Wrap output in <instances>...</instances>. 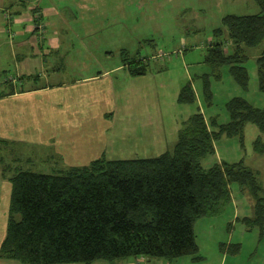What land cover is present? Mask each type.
I'll return each instance as SVG.
<instances>
[{
  "label": "rangeland",
  "instance_id": "374dc122",
  "mask_svg": "<svg viewBox=\"0 0 264 264\" xmlns=\"http://www.w3.org/2000/svg\"><path fill=\"white\" fill-rule=\"evenodd\" d=\"M8 1L22 3L27 8H47L43 19L38 20L36 31L45 36L51 30L52 20V29L62 33L61 38L67 35L71 45L61 60L70 72H63L61 79L79 77L72 73L73 69L93 75L105 63L120 64L121 52H125L123 57L130 58L124 62L137 57L136 62L145 65L143 74L130 75L126 67H120L111 75L115 81L112 85L114 111L105 122L110 127L103 130L102 156L112 160L146 158L170 151L178 140L182 122L199 111L215 134L214 152L206 154L201 164L208 168L222 161H242L256 172L258 184L264 189V153L253 150L254 139L260 136L264 140V133L247 122L242 137L219 135L213 124L228 121L226 103L234 96L245 99L253 107L264 108V91L258 88L256 64L261 47L243 49V66L248 75L246 89L234 80L229 65L218 67L208 63L205 57L207 45L217 40L214 30L222 27L221 18L226 14L258 12L254 0ZM220 39L224 42V38ZM107 52H112V57ZM82 62L86 63L83 70L79 67ZM203 73L210 81L208 95L199 79ZM187 82L193 86L192 99L177 101ZM8 155V164L9 160L21 158L17 153ZM48 164L42 157L26 163L24 157L10 165L14 171L19 167L47 174L67 167ZM229 190L230 199L219 213L202 216L194 223L196 253L165 260L171 264H264V228L261 234L253 222L244 221L245 216H252L254 197L247 187L237 182H230Z\"/></svg>",
  "mask_w": 264,
  "mask_h": 264
},
{
  "label": "trees",
  "instance_id": "16d2710c",
  "mask_svg": "<svg viewBox=\"0 0 264 264\" xmlns=\"http://www.w3.org/2000/svg\"><path fill=\"white\" fill-rule=\"evenodd\" d=\"M254 2L259 8L254 14L221 18L222 27L214 30L217 40L207 45L205 55L212 65H229L230 74L244 89L248 75L243 49L264 43V0ZM40 19L42 12L33 10L35 30ZM123 53L121 61L130 75L145 73V65L136 62L137 57L124 62L130 58ZM256 64L258 88L264 91V49ZM199 79L205 94H211L208 75L203 73ZM192 87L187 82L177 101L191 100ZM226 110V123L213 122L219 135L242 137L247 122L264 133V108L234 96L227 101ZM214 139L215 134L197 111L182 122L173 149L155 157L112 160L101 156L86 165L50 174L18 171L11 178L7 234L0 255L23 264L192 255L198 250L194 223L225 207L230 182L251 191L252 216H245L244 221L253 222L263 234L264 189L256 172L242 161H222L208 168L201 164L206 154L214 152ZM253 150L264 153L260 136L254 139Z\"/></svg>",
  "mask_w": 264,
  "mask_h": 264
},
{
  "label": "crops",
  "instance_id": "0c3cea01",
  "mask_svg": "<svg viewBox=\"0 0 264 264\" xmlns=\"http://www.w3.org/2000/svg\"><path fill=\"white\" fill-rule=\"evenodd\" d=\"M35 9L38 8H27L16 1H0V248L7 234L11 178L23 170L16 167L14 171L10 164L24 157L26 163L42 157L47 164H64L67 169L101 157L103 130L110 127L105 122L114 111L115 81L111 75L125 68L122 63H105L97 74L84 75L73 69L72 73L79 77L61 79L62 73L69 71L61 58L71 43L67 35L61 38L62 33L52 29V20L50 32L45 36L38 33L32 22ZM44 9L47 10L38 9L43 12L42 18ZM258 46L260 55L264 43ZM107 53L112 57V52ZM79 67L83 70L86 63ZM15 153L21 158L9 160L8 164L7 154L12 157ZM167 260L140 255L62 264H171ZM0 264L23 263L0 255Z\"/></svg>",
  "mask_w": 264,
  "mask_h": 264
}]
</instances>
